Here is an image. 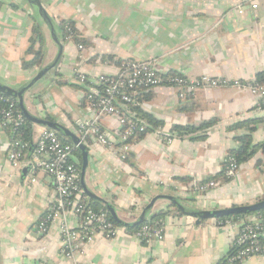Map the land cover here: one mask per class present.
Segmentation results:
<instances>
[{
  "label": "crops",
  "instance_id": "1",
  "mask_svg": "<svg viewBox=\"0 0 264 264\" xmlns=\"http://www.w3.org/2000/svg\"><path fill=\"white\" fill-rule=\"evenodd\" d=\"M41 2L54 22L64 53L57 71L29 89L24 103L33 115L57 121L77 135L83 120L94 122L103 131L119 130L115 116L96 117L84 98L88 85H98L101 75L115 76L124 61L153 62L165 75L238 79L242 86L201 88L185 99L180 98V88L166 84L142 90L141 109L159 123L131 139L126 159L115 147L92 137L85 142L89 164L84 182L104 201L91 199L82 188L89 204L92 200L100 206L109 204L129 224L138 220L152 200L146 219L168 208L172 213L163 218L162 240L141 241L120 224L114 238L86 243L73 257L60 250L59 222L43 235L36 232L56 196L52 176L33 173L27 164L46 126L34 123L30 146L21 164L14 167L8 158L13 134L0 123V264H228L226 257L245 220H238L235 226H222L218 218L197 223L196 217L175 211L167 196L176 197L187 210H216L264 199L262 149L241 164L233 177H218L229 151L239 144L237 138L248 132L246 127L233 126L257 120L253 144L264 143V105L249 89L264 72V0L258 9H252L246 0ZM35 19L43 29L44 58L40 65L25 67L24 62L35 56L30 52ZM62 20L74 23L82 42H62L58 28ZM39 48L36 41L34 49ZM58 51L59 44L37 6L29 0H0V84L19 90L52 63ZM77 70L88 77L87 83L77 79ZM210 120L216 122L205 134L179 135L174 129ZM157 129L160 135L154 132ZM75 157L82 165V153L81 158ZM215 177L219 180L215 187L206 192L195 189L196 183ZM65 215L70 226L79 227L76 214L68 211ZM236 264H264V256Z\"/></svg>",
  "mask_w": 264,
  "mask_h": 264
},
{
  "label": "built area",
  "instance_id": "2",
  "mask_svg": "<svg viewBox=\"0 0 264 264\" xmlns=\"http://www.w3.org/2000/svg\"><path fill=\"white\" fill-rule=\"evenodd\" d=\"M246 3L252 9H258L260 0H246ZM239 10L243 11L244 7L241 6ZM75 35L70 32L67 39H72ZM79 48L84 49V45L80 44ZM76 77L81 83H87L88 77L84 73L77 70ZM162 84L180 88L181 99H185L187 94H194L201 88L220 85L242 86L238 79L214 78L209 75L199 78H186L175 74L165 75L158 71L153 62L124 61L120 64L119 72L115 76L101 75L98 85L91 84L86 87L88 108L96 112V117L115 116L119 122V130L117 132L103 131L94 122L83 120L79 122L77 132L81 142L85 143L92 137L103 145L115 147L121 158L126 159L131 147V139L145 134L152 128L147 120L137 116L132 110V108L142 106L139 98L140 91L150 90ZM249 89L264 105V72L261 79L253 80ZM24 122L25 117L18 108V100L0 91V123L13 134L8 158L14 167L21 164L30 146L28 140L16 136L18 128ZM154 132L161 134L158 129ZM76 148L78 144L63 141L57 131L45 127L27 163L31 165L33 173L43 171L51 175L56 190L55 199L49 210L36 225V232L43 235L51 224L59 222L62 235L60 250L67 257H73L77 252L82 251L86 243H92L97 238H114L117 232V225L110 219L108 213L92 208L83 194L81 168L75 157ZM225 162V174L231 178L237 174L239 166L235 158L230 155L225 158ZM36 181V178H33V182ZM216 185L215 180H209L196 183L195 189L198 192H206ZM68 211L73 212L79 218L78 228H73L68 224L65 215ZM249 221V224L244 222L239 227L233 246L238 250L233 256L226 257L228 264H236L253 256H264V242L261 240L264 235V225L258 216H254ZM219 224L235 226L237 221H219ZM132 233L136 238L145 242H151L154 239L162 240L165 237V221L159 219L146 223Z\"/></svg>",
  "mask_w": 264,
  "mask_h": 264
},
{
  "label": "trees",
  "instance_id": "3",
  "mask_svg": "<svg viewBox=\"0 0 264 264\" xmlns=\"http://www.w3.org/2000/svg\"><path fill=\"white\" fill-rule=\"evenodd\" d=\"M58 28H59V32H61V36H62V42L64 43L67 40V36L70 34V32H72L73 34H76L75 36L72 37V40H75L78 44L80 42H82L83 40L78 36V32L76 31L75 27H74V23L66 21V20H62L59 22L58 24ZM71 30V31H70ZM36 41L39 42L40 44V48L38 50L34 49V45L36 43ZM32 47L30 49V52H34L35 56L32 60L30 61H25L24 62V66L25 67H29V66H33V65H40L42 63V60L44 58V51H43V42H44V37H43V29H42V25L39 22L38 19L34 20V25H33V38H32ZM174 75V73H173ZM258 79L262 78V74L259 75L257 77ZM139 98L141 99V94H139ZM85 103L87 102V99L84 98ZM18 108L22 111L21 107H20V103L18 102ZM132 110H134L136 112V115L141 117V118H145L147 119L150 124L153 127H156L158 125V121L155 120V118L144 112L141 107H137V108H132ZM23 112V111H22ZM24 114V112H23ZM25 122L24 124L18 128V131L16 132V136L23 138L24 140H28L29 142H31L32 139V135H33V126L34 123L25 116ZM216 122V120H210V121H206L203 122L202 124L198 125V126H194V125H189V126H175L174 129H176L179 133V135H183L185 133H192V132H197L200 131L203 134L206 133V131ZM256 125H257V120H248L242 123H239L235 126H233L234 128H238V127H246V129L248 130L247 133L240 135L237 140H238V146L232 150L229 151L230 156H233L240 168L241 164H243L244 162L248 161L251 157H253L255 155V153H257V151L260 149L264 150V143H259L257 145L253 144V131H255L256 129ZM232 127V128H233ZM59 136L61 137V139L67 143H71L73 144L68 138H66L65 136H62L61 134H59ZM138 137V136H136ZM75 155H78L81 158V150L79 148L75 149ZM79 166L81 168V163H79ZM225 167H226V162L224 161L223 163V170L220 172V174L218 175V177H222V180H226L229 179V177L226 176L225 174ZM209 180H215L217 183H219V180L217 179V177L215 178H210ZM208 180V181H209ZM92 208H94L95 210L99 211V210H104L108 213L110 219L116 224V225H120L121 223L117 222V220L112 216L110 210L105 207V206H100V204L97 201H91L89 204ZM174 206L175 211H177L179 214H184V212L178 208L177 206H175L173 203L171 204ZM172 213V211L170 210V208H168V210H161L160 212L151 215V217L145 219L144 221H142L141 223H137L135 225L132 224H126L125 227L127 228V230L131 231V232H135L137 231L139 228H141L144 224L146 223H150V222H155L159 219H163L165 215ZM252 216H258L261 220V223L264 225V208L255 212H250V213H242V214H234V215H228V216H224V217H219L218 220L221 222H225L227 220H245L246 224H249V218ZM261 240L264 242V235L261 237ZM238 248H232V250L230 251V253L228 255L233 256L234 254H236Z\"/></svg>",
  "mask_w": 264,
  "mask_h": 264
},
{
  "label": "water",
  "instance_id": "4",
  "mask_svg": "<svg viewBox=\"0 0 264 264\" xmlns=\"http://www.w3.org/2000/svg\"><path fill=\"white\" fill-rule=\"evenodd\" d=\"M29 2L32 5L37 6L40 16L51 27L52 33L55 36V40L59 44V51H58V54L55 60L50 64L44 65L26 86L20 88L19 90H15L13 88H10L9 86L0 84V91L6 95H9L11 97L18 99V102L20 103V107L22 111L24 112L25 116L29 118L33 123L51 128L57 131L62 136H65L66 138H68L73 144L75 145L78 144V148L81 150L82 158H83L82 165H81V187L91 199L103 201L101 197L91 192L87 188L84 182L85 172L89 164V151H88L87 145L81 142L80 137L75 132H73L72 130L64 126L63 124L57 121H54V120H48L46 118L33 115L31 112H29V110L25 106V103H24L25 93L29 89H31L38 81H40L44 77H47L57 71L62 61V58H63L62 56L64 53L63 44L60 42L59 38L55 35L56 33H55L54 22L51 16L49 15L48 11L44 8L41 0H29ZM167 198L170 199L175 206L180 208L187 215L196 217L197 223H199L200 221L204 219H208V218H219V217H224V216L234 215V214L250 213V212H255V211H258L264 208V199H262L259 202L255 204H251V205H238V206H232L229 208L216 209V210H208V209L187 210V208H185V206H183L176 197L169 195L167 196ZM154 202L155 200H152V202L148 206H146V208L144 209V211L142 212L138 220L131 224L135 225L137 223H141L142 221H144L146 219L147 211L151 208ZM106 206L111 210L112 216L117 220V222L121 224H125V225L129 224V223H125L124 221H122L117 216L116 212L113 210V208L109 204H107Z\"/></svg>",
  "mask_w": 264,
  "mask_h": 264
}]
</instances>
